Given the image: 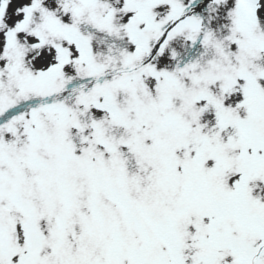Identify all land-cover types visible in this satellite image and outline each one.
I'll use <instances>...</instances> for the list:
<instances>
[{
    "label": "snow or ice",
    "instance_id": "1",
    "mask_svg": "<svg viewBox=\"0 0 264 264\" xmlns=\"http://www.w3.org/2000/svg\"><path fill=\"white\" fill-rule=\"evenodd\" d=\"M0 264H264V0H0Z\"/></svg>",
    "mask_w": 264,
    "mask_h": 264
}]
</instances>
